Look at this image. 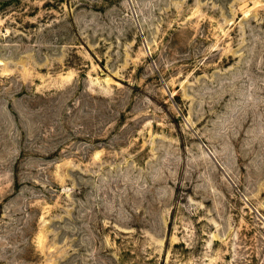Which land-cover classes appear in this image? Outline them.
Listing matches in <instances>:
<instances>
[{
    "label": "rangeland",
    "instance_id": "obj_1",
    "mask_svg": "<svg viewBox=\"0 0 264 264\" xmlns=\"http://www.w3.org/2000/svg\"><path fill=\"white\" fill-rule=\"evenodd\" d=\"M0 264H264V0H0Z\"/></svg>",
    "mask_w": 264,
    "mask_h": 264
}]
</instances>
